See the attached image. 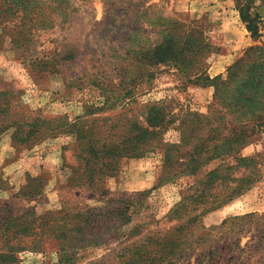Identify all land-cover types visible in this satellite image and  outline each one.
Wrapping results in <instances>:
<instances>
[{
  "label": "rangeland",
  "instance_id": "1",
  "mask_svg": "<svg viewBox=\"0 0 264 264\" xmlns=\"http://www.w3.org/2000/svg\"><path fill=\"white\" fill-rule=\"evenodd\" d=\"M4 91L0 264H264V0H0Z\"/></svg>",
  "mask_w": 264,
  "mask_h": 264
},
{
  "label": "trees",
  "instance_id": "2",
  "mask_svg": "<svg viewBox=\"0 0 264 264\" xmlns=\"http://www.w3.org/2000/svg\"><path fill=\"white\" fill-rule=\"evenodd\" d=\"M244 18L245 17H242L244 22H246ZM255 18H257V14H254V17L251 18L249 23H254L256 20ZM176 25L181 26L180 23L175 20V22L173 21V24L170 27H176ZM253 28L256 27L253 26ZM157 34L160 36L162 41H159L160 43L155 44L151 48V52H157L161 56L165 57L166 61L160 59L157 61L158 65H166L167 63L170 64L172 60L171 57H175L176 55L180 54L184 39H181V41L176 39V28H170V30L166 31H162L160 29L157 31ZM255 51L259 50L256 49ZM13 97V92H0V135L11 128L15 129V133L18 132L19 134L25 126H30V123L27 121L30 119L29 116L28 118L25 116L16 118L17 112L15 111L11 113ZM31 134L32 133L29 131H25V136L27 138H30ZM31 230L32 229L29 223L19 217V215L16 214L14 208H11L8 203H3L0 200V244L8 242L10 237L13 239L18 234L29 235ZM106 232H109V229L106 230ZM64 246L66 245H59V249L65 250Z\"/></svg>",
  "mask_w": 264,
  "mask_h": 264
},
{
  "label": "crops",
  "instance_id": "3",
  "mask_svg": "<svg viewBox=\"0 0 264 264\" xmlns=\"http://www.w3.org/2000/svg\"><path fill=\"white\" fill-rule=\"evenodd\" d=\"M247 40V39H246Z\"/></svg>",
  "mask_w": 264,
  "mask_h": 264
}]
</instances>
